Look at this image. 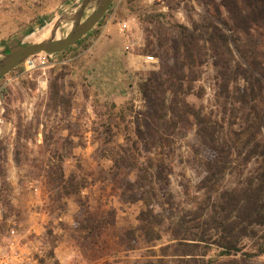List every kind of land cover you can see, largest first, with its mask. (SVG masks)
I'll use <instances>...</instances> for the list:
<instances>
[{"label": "rangeland", "instance_id": "obj_1", "mask_svg": "<svg viewBox=\"0 0 264 264\" xmlns=\"http://www.w3.org/2000/svg\"><path fill=\"white\" fill-rule=\"evenodd\" d=\"M82 1L6 0L0 6V53L31 43V35L54 26ZM236 2L244 14L261 11L258 0H114L75 45L52 56L38 54L36 69L26 72L21 64L0 79V242L16 228L29 250L28 264H185L169 233L183 213L188 231L217 233L204 224L212 208L194 215L219 202V192L207 202L202 187L210 169L218 173L220 192L252 185L264 198V18L257 16L244 32L234 21ZM208 22L229 37L234 60L206 57L195 80L185 83L189 94L178 98L205 124L192 114L180 124L167 112L161 129L149 132L146 83L163 66L181 61L176 42L182 28L199 33ZM70 30L64 24L58 37ZM249 60L257 63L250 69L261 87L243 79L225 85L222 66L230 64L231 72L236 61L248 67ZM173 102L168 91L166 105ZM134 140L141 162L151 157L153 164L141 190L131 193L134 172L113 170L104 152ZM214 144L229 147L225 163H214ZM162 162L165 182L155 176ZM59 173L65 188L53 180ZM142 212L163 221L156 226L161 239L139 237ZM236 215L231 212V219ZM132 230L137 238L126 234ZM263 233L259 224L247 226L237 239L238 253L221 255L213 246L208 257L214 264H264V256L243 255L261 243Z\"/></svg>", "mask_w": 264, "mask_h": 264}, {"label": "trees", "instance_id": "obj_2", "mask_svg": "<svg viewBox=\"0 0 264 264\" xmlns=\"http://www.w3.org/2000/svg\"><path fill=\"white\" fill-rule=\"evenodd\" d=\"M258 1V3H261L258 4L261 11L258 10L257 12L253 11L245 14L243 13L242 7L236 2V11L233 13L234 21L235 23L241 24L244 32L249 31L248 26L251 25V21L253 22L256 20L255 18H257V16L258 18H264V0ZM218 14V17H220L222 12L218 11ZM229 41V37L225 34L223 29L219 25L212 22L205 24L203 30L199 33L197 32V29L189 31L182 28L176 42L177 50L181 51L183 54L181 61H179V63L177 62L172 67L165 65V69L163 66V71L154 72L150 76L148 83L145 85L147 90L146 97L148 99L149 106V112L146 115L149 121L145 122V128L149 132L152 131L157 133L161 129L162 122L165 119L167 112H170L174 117H176L178 120L177 122L180 124L189 122L187 116L190 115L188 114H192L198 125L205 124L204 119L192 111L189 103L181 102L178 98L181 95L189 94L185 83L195 80V68L203 64L206 57L210 56L212 58H217L220 55H227L229 58H233L234 60V55L230 49ZM208 51L210 55L208 54ZM246 63L248 67L236 61L235 66L231 69V72L229 71L230 64H226V66L221 65L227 73H230L228 77L226 71L221 73L224 81L226 80L224 82L225 85H227L229 81L243 79L251 84L250 87L256 81L261 87L259 79L256 78L250 69V67L257 68V63L252 60H249ZM250 89V91H253L252 88ZM168 91H171L174 95V102L170 106L166 105V93ZM139 132H141V130H139ZM135 141L136 140L126 146L118 144L115 147L105 149L104 152V154H107L104 155L106 156L105 158L111 160L113 170L125 167L134 172V179H130L128 181V185L130 187L129 192L131 193L139 192L141 190L144 181L142 177L152 170L151 168L153 164L151 157L145 158L147 159L146 165L141 162L142 157L140 158V156L142 153L138 152L139 144ZM211 149L214 154L215 164H223L227 161V157L230 155L229 147H225L222 144H214ZM159 166L163 167L164 163L162 162L161 165H158L157 170L159 169V171H157L155 175L156 181L160 182L164 180V178L161 176L162 173ZM58 169H60V167ZM140 173H142L141 176ZM53 180L57 181L61 187L65 188L63 174H55ZM218 180L219 177L216 170L210 169L202 181V187L206 190L207 202L213 200L214 197L212 194L214 192H219V202L212 204L210 207L203 205L200 207L199 212L194 213L196 218L199 216L202 217L204 215V212H202L203 210L206 211L208 208H212L214 215L211 213V215L207 217L208 219L204 220V224L214 227L217 233L212 235L208 232V229L200 231V234L188 231L186 227V223L188 222L186 217L187 213H183L179 217L178 223L171 227V231L169 233L170 239H172L171 241H176L174 247L176 252H180L177 255L179 256V262L181 263L188 264L190 260L197 262V260L202 259L203 264H214V261L208 257L210 256V252L212 250L211 248L213 246L220 248L221 251L219 253L221 255L228 256L234 254L235 252L238 253L239 247L237 245V239L240 236H245L244 234L246 233L247 226L259 224L264 228V198L261 194V189L248 185L242 189L233 188L220 192L217 188ZM233 211H235L237 215L234 219H231L230 216ZM139 220V237L143 236L146 242H153L162 238L159 232L156 231L157 222L161 221H156L155 217L152 216L150 212H142ZM161 223H163V221ZM238 228L240 229L238 230ZM237 230V234H240L238 236H236ZM134 233V230H132L126 234L137 238ZM202 245L207 249V252H204L205 254L197 251L198 247L201 248ZM243 255L247 257L264 256V233L262 235L261 243L254 247L252 252H246L243 253ZM159 262L163 263L164 259L161 258V261Z\"/></svg>", "mask_w": 264, "mask_h": 264}, {"label": "water", "instance_id": "obj_3", "mask_svg": "<svg viewBox=\"0 0 264 264\" xmlns=\"http://www.w3.org/2000/svg\"><path fill=\"white\" fill-rule=\"evenodd\" d=\"M113 2L114 0H83L75 11L65 15L53 26L48 39L39 43L20 42L15 49L1 52L0 79L31 56L41 53L58 54L75 45L96 26ZM67 23L71 25L70 32L64 37H58L62 26Z\"/></svg>", "mask_w": 264, "mask_h": 264}, {"label": "built area", "instance_id": "obj_4", "mask_svg": "<svg viewBox=\"0 0 264 264\" xmlns=\"http://www.w3.org/2000/svg\"><path fill=\"white\" fill-rule=\"evenodd\" d=\"M6 0H0V6ZM158 1V0H151ZM38 55V54H37ZM37 55L29 57L23 64L25 65L26 72L37 68L38 63L33 58ZM52 56L53 54H48ZM152 60V58H148ZM2 213L0 211V220ZM31 256L27 245L24 244L23 237L19 231L11 227L7 232V239L4 243L0 242V264H28L31 262Z\"/></svg>", "mask_w": 264, "mask_h": 264}, {"label": "bare ground", "instance_id": "obj_5", "mask_svg": "<svg viewBox=\"0 0 264 264\" xmlns=\"http://www.w3.org/2000/svg\"><path fill=\"white\" fill-rule=\"evenodd\" d=\"M53 25L49 24L46 28L41 30L38 34L31 35L30 41L34 43H39L41 41H44L49 38V36L52 34Z\"/></svg>", "mask_w": 264, "mask_h": 264}]
</instances>
